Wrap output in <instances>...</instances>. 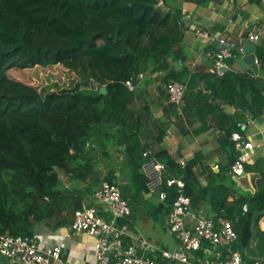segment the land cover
<instances>
[{
    "label": "trees",
    "instance_id": "trees-1",
    "mask_svg": "<svg viewBox=\"0 0 264 264\" xmlns=\"http://www.w3.org/2000/svg\"><path fill=\"white\" fill-rule=\"evenodd\" d=\"M167 4L168 0H0V236H31L36 224L72 222L74 211L81 208L75 189L80 182L89 181L94 191L104 180L118 185L111 147H123L130 165L125 172L133 184L118 186L122 196L134 195L129 194L131 187L148 191L140 170L144 145L133 138L135 125L129 121L133 89L125 81L134 82L148 69L167 68V78L180 79L167 58L183 60L182 14L180 9L166 10ZM254 52L259 75L225 70L200 76L205 83L215 81L221 98L239 111L232 118L233 130L240 129L245 112L257 115L264 109V46L256 45ZM57 65L68 82L44 91L9 73ZM93 82L97 87L88 88ZM100 87L105 92L100 93ZM189 88L187 83L185 101H196L200 93L186 97ZM156 155L166 163L169 176L184 182V193L196 198L202 189L187 167L181 168L164 152ZM106 165L110 168H101ZM61 173L71 186L61 184ZM163 188L166 197L156 204V213H167L177 195L175 186ZM218 203L231 220L237 216L233 227L239 247L249 251L251 217L264 210V192L241 196L229 205L223 197ZM261 216H255L252 229L263 252Z\"/></svg>",
    "mask_w": 264,
    "mask_h": 264
},
{
    "label": "crops",
    "instance_id": "crops-1",
    "mask_svg": "<svg viewBox=\"0 0 264 264\" xmlns=\"http://www.w3.org/2000/svg\"><path fill=\"white\" fill-rule=\"evenodd\" d=\"M164 7L171 11L180 9L182 14L184 33L180 47L184 55L183 60L167 58L174 75L180 79L167 78L169 68L156 71L148 69L141 77L135 79L129 104V121L135 125L133 138H137L139 143L144 145L142 155L147 152L165 163L156 155L164 152L181 168L187 167L192 173L196 185L202 189L196 198L191 200V209L196 216L214 220L222 217L234 223L238 221L237 216L231 220L223 213V209L218 207V202L224 197L229 205L241 196L249 198L255 193L264 192V149L255 147L251 150L242 175L230 174V166L237 154L230 139V133L233 131L232 118H236L239 111L221 98L218 93L219 85L215 81L209 79L205 83L200 77L202 74H219L213 67V59L206 55L207 49L216 48V42L197 35L196 30L225 35L242 43L243 51L234 52L229 58L231 62H227L223 71L259 75L257 58L255 57L257 72L249 68L244 59L251 54L255 56L256 45L264 46V0H208L204 3L168 0ZM253 32H258L259 35V40L255 43L248 40L249 33ZM168 80L179 81L185 85L190 83V88L186 89V97L189 93H200V97L196 101L191 98L186 101L184 99L180 107L169 103L166 92ZM199 100L203 101V105L195 104ZM244 114L245 119L239 123V131L253 143H260L264 137V109L257 115L247 112ZM111 155L114 158L111 168L116 167L118 186H132L131 174L125 172L130 165L124 156L123 147H111ZM180 159L184 160V165L179 164ZM101 168L108 169L110 166ZM121 171L125 173L121 174ZM59 178L63 186H71L66 175L61 173ZM91 185L89 181H82L77 188L74 187L81 195V208L95 206L99 215L110 220L111 215L107 207L94 201L95 186L92 185L91 188ZM129 192L134 195L127 197L130 215L126 219L127 223H123L127 225L128 231L121 246H132L136 255H145L155 264H206L210 260L226 258L230 251H238L243 261L264 264V248L263 252L259 249L255 231L256 238L250 241L249 251L239 247V239L230 244L216 245L202 240L197 250L189 252L187 263L162 256L163 251L173 252L179 247L178 240L168 230L167 215L170 210L167 213L154 212L156 204L161 201L155 192H135L133 187ZM160 217H164L163 221ZM186 223L193 227L194 219L186 218ZM70 224L71 222L59 226L51 223L36 224L33 235L41 246L44 238L50 245L56 243L61 246L58 257L52 258L49 264H94L97 260L95 237L86 232L73 231ZM258 228L264 231V214L258 220ZM253 248L258 253V260L253 258ZM0 264L20 263L10 262L0 255Z\"/></svg>",
    "mask_w": 264,
    "mask_h": 264
},
{
    "label": "built area",
    "instance_id": "built-area-1",
    "mask_svg": "<svg viewBox=\"0 0 264 264\" xmlns=\"http://www.w3.org/2000/svg\"><path fill=\"white\" fill-rule=\"evenodd\" d=\"M161 3V2H160ZM196 34L216 42L215 49H207L206 55L213 59V67L219 75L227 67V60L234 52L243 51L242 43L225 35L209 34L201 29ZM248 40L257 42L258 32L249 33ZM137 77H141L138 74ZM125 85L133 89V80L127 79ZM88 88H96V83H89ZM168 102L180 107L184 101L185 84L179 81L170 80L166 84ZM230 139L237 152L234 161L230 166V174L233 176L242 175L245 165L250 157L251 150L255 147L264 149V137L260 143H253L247 139L239 130L230 133ZM145 161L142 164V173L146 178L148 192H155L160 200L166 197V186H175L177 195L171 204L167 215L168 230L179 242L178 250L173 252L163 251L162 256L187 263L188 254L200 247L202 240H208L211 244H230L237 240V232L233 222L226 218L216 220L202 216H196L191 209V199L184 193V182L180 178L167 176V165L159 161L155 156L143 153ZM180 159L179 164L184 165ZM94 201L105 205L110 211L111 219H105L97 213L94 206L76 209L70 227L75 232H86L95 237L94 249L96 251V262L94 264H155L145 255H136L133 247H122L121 243L128 227L125 224H118L130 214V206L127 198L123 197L118 185L102 181L99 187L93 192ZM247 203H243L242 210L247 211ZM194 219L193 227H189L186 218ZM42 245L38 243L36 236H22L3 234L0 236V255L10 262L20 264H49L52 258L58 257L61 246L49 244L45 238ZM206 264H254L243 261L238 251H230L226 258L210 260Z\"/></svg>",
    "mask_w": 264,
    "mask_h": 264
},
{
    "label": "rangeland",
    "instance_id": "rangeland-1",
    "mask_svg": "<svg viewBox=\"0 0 264 264\" xmlns=\"http://www.w3.org/2000/svg\"><path fill=\"white\" fill-rule=\"evenodd\" d=\"M12 77L18 78L26 83L35 85L39 90L55 89L54 84L63 85L68 82L63 69L60 66L43 68L40 66L24 70H9Z\"/></svg>",
    "mask_w": 264,
    "mask_h": 264
},
{
    "label": "water",
    "instance_id": "water-1",
    "mask_svg": "<svg viewBox=\"0 0 264 264\" xmlns=\"http://www.w3.org/2000/svg\"><path fill=\"white\" fill-rule=\"evenodd\" d=\"M245 62L246 64L248 63V67L251 68L254 72H257V64L255 63V56L253 54L251 55H248L247 57H245ZM226 67H224L225 69ZM99 92H105V88L104 87H100L99 88ZM53 168H56V166H53ZM264 214V210H261V211H258V212H255L252 214V217H251V220L253 221V219L255 218V216H258V215H262ZM163 218L164 217H160V220L163 221ZM252 230V235H253V238H252V241L256 238L255 236V232L253 229ZM253 250L255 251V255H254V259L258 260V253L257 251L253 248Z\"/></svg>",
    "mask_w": 264,
    "mask_h": 264
}]
</instances>
